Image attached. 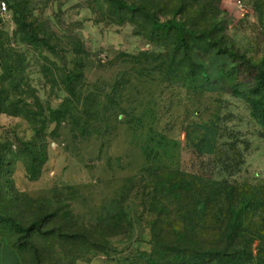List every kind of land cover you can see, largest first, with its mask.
I'll list each match as a JSON object with an SVG mask.
<instances>
[{"label": "rangeland", "instance_id": "1", "mask_svg": "<svg viewBox=\"0 0 264 264\" xmlns=\"http://www.w3.org/2000/svg\"><path fill=\"white\" fill-rule=\"evenodd\" d=\"M1 1L17 262L264 264V0ZM172 21L197 32L187 49Z\"/></svg>", "mask_w": 264, "mask_h": 264}, {"label": "trees", "instance_id": "2", "mask_svg": "<svg viewBox=\"0 0 264 264\" xmlns=\"http://www.w3.org/2000/svg\"><path fill=\"white\" fill-rule=\"evenodd\" d=\"M173 24V26L171 25ZM167 30L169 29V33L171 32H175V35L177 36V38L179 39V44L177 45V49H181L180 46L182 45L183 48L187 49V38H189L190 36H193L195 35L197 32H193V30L189 31V30H186L185 28L183 27H180L179 25L175 24L173 21L170 23V25L166 28ZM200 36H204L205 39H208L210 42H211V38H207L204 34L200 33L199 34ZM28 175H30V179H35L36 176L34 175H31L30 172H29V167H28ZM205 207V203H202L200 204V207L199 209H203ZM37 224H35V226L33 227H36ZM170 249V248H169ZM167 248H165V250H169ZM171 250V249H170ZM174 251V250H171V252ZM176 251V250H175ZM182 253H185L184 255H179V252H176L177 254V258L178 260H184L186 258L188 259H191L193 261L195 260H202V259H205L206 257H218L219 254L221 253L220 249L216 248V247H212L211 250H208L207 253L205 252L204 254L201 253V251H198V250H189L187 253L186 252H182ZM143 258L146 260L147 264H155L156 261V258L161 260V259H164V256H158L156 258H153V255L152 253L151 254H142ZM174 258H176L175 256H173Z\"/></svg>", "mask_w": 264, "mask_h": 264}, {"label": "crops", "instance_id": "3", "mask_svg": "<svg viewBox=\"0 0 264 264\" xmlns=\"http://www.w3.org/2000/svg\"><path fill=\"white\" fill-rule=\"evenodd\" d=\"M0 243H2V248L6 247L5 252H7V255L9 256L7 261L0 262V264H19V262H17L15 254L12 253V250L8 246H5L4 242ZM7 255L4 254V257L6 258Z\"/></svg>", "mask_w": 264, "mask_h": 264}, {"label": "built area", "instance_id": "4", "mask_svg": "<svg viewBox=\"0 0 264 264\" xmlns=\"http://www.w3.org/2000/svg\"><path fill=\"white\" fill-rule=\"evenodd\" d=\"M6 7H7V6H6V2H5V1H1V2H0V10H1V11H4V10H6Z\"/></svg>", "mask_w": 264, "mask_h": 264}]
</instances>
